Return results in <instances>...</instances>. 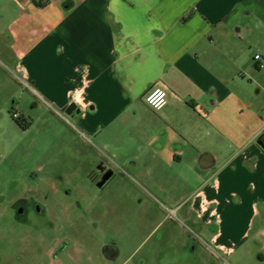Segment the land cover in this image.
Segmentation results:
<instances>
[{
  "label": "crops",
  "instance_id": "crops-1",
  "mask_svg": "<svg viewBox=\"0 0 264 264\" xmlns=\"http://www.w3.org/2000/svg\"><path fill=\"white\" fill-rule=\"evenodd\" d=\"M258 41L264 0H0V57L34 106L74 104L94 166L196 169L185 198L214 223L211 243L264 264ZM153 85L167 93L158 110L143 98Z\"/></svg>",
  "mask_w": 264,
  "mask_h": 264
},
{
  "label": "rangeland",
  "instance_id": "rangeland-1",
  "mask_svg": "<svg viewBox=\"0 0 264 264\" xmlns=\"http://www.w3.org/2000/svg\"><path fill=\"white\" fill-rule=\"evenodd\" d=\"M254 44L263 62L264 41ZM12 73L0 57V264H256L254 250L232 258L211 243L185 198L196 169L110 166L98 187L90 136L83 142L64 112L35 107ZM12 110L32 125L19 127ZM24 194L45 203V216L12 220L6 205Z\"/></svg>",
  "mask_w": 264,
  "mask_h": 264
},
{
  "label": "flooded vegetation",
  "instance_id": "flooded-vegetation-1",
  "mask_svg": "<svg viewBox=\"0 0 264 264\" xmlns=\"http://www.w3.org/2000/svg\"><path fill=\"white\" fill-rule=\"evenodd\" d=\"M34 105V104H33ZM35 105H37L35 103ZM11 117L14 119V122L21 127L22 129H27L30 125V121L26 120V116L22 113L16 111H10ZM28 117V116H27ZM90 180L96 181L98 187L102 186L109 178L113 176V169L110 166H103L99 164L96 166L89 175ZM6 210L10 213L12 220L19 222L21 224H29L31 217H42L46 214V205L43 201L31 198L24 195L16 196L12 198L6 205ZM198 219L202 220L201 217ZM214 223L209 224V235L214 233L215 230L212 226ZM213 244V243H212ZM215 246V245H214ZM105 247V246H104Z\"/></svg>",
  "mask_w": 264,
  "mask_h": 264
},
{
  "label": "built area",
  "instance_id": "built-area-1",
  "mask_svg": "<svg viewBox=\"0 0 264 264\" xmlns=\"http://www.w3.org/2000/svg\"><path fill=\"white\" fill-rule=\"evenodd\" d=\"M254 58L258 59L259 56L255 55ZM166 96L167 93L164 87L153 85L145 92L143 98L151 109L158 110L166 103Z\"/></svg>",
  "mask_w": 264,
  "mask_h": 264
},
{
  "label": "water",
  "instance_id": "water-1",
  "mask_svg": "<svg viewBox=\"0 0 264 264\" xmlns=\"http://www.w3.org/2000/svg\"><path fill=\"white\" fill-rule=\"evenodd\" d=\"M74 108H75V106H74V104H70L68 107H67V109L65 110V114H70L71 113V111L72 110H74Z\"/></svg>",
  "mask_w": 264,
  "mask_h": 264
},
{
  "label": "trees",
  "instance_id": "trees-1",
  "mask_svg": "<svg viewBox=\"0 0 264 264\" xmlns=\"http://www.w3.org/2000/svg\"><path fill=\"white\" fill-rule=\"evenodd\" d=\"M259 143L263 144L264 143V134H262L259 139H258Z\"/></svg>",
  "mask_w": 264,
  "mask_h": 264
}]
</instances>
